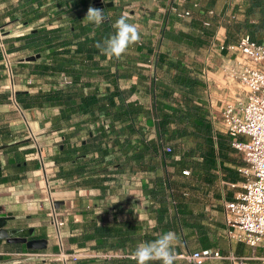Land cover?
<instances>
[{
  "label": "crops",
  "instance_id": "1",
  "mask_svg": "<svg viewBox=\"0 0 264 264\" xmlns=\"http://www.w3.org/2000/svg\"><path fill=\"white\" fill-rule=\"evenodd\" d=\"M105 1L107 17L96 27L83 21L89 7L98 8L96 0H0V25L7 29L6 48L15 61L16 73L12 81L0 47V205L14 215L8 220L7 228L25 230L34 227V236L28 238L48 239L46 248L31 249L25 242H8L0 238V264H64L57 257L41 258L38 255L61 251L60 238L48 218V181L52 196L62 202L58 211L63 221L61 232L65 250L87 249L94 255L72 264H128V258L133 259L136 247L146 242V236L153 241L162 234L160 205L149 193L150 188L156 186L154 171L117 165L115 162L123 159L124 154L117 152L114 146L109 147L110 153L105 159L101 158L92 148L94 139L87 141L84 131L65 142L68 149L78 151L82 141L88 142L90 149L83 155L74 153L69 160L64 158L65 152H60L63 140L57 144L51 138L54 131L61 135L73 131L87 115L76 112L65 119L64 100L48 99V95L62 91L79 103L76 92L87 95L95 88L103 94L114 90L111 77L116 71L115 66L143 64L144 55L137 44L130 46L120 59H109L94 51L75 52V46L85 36L96 37L109 18L127 14L128 22L137 25L141 40H150L144 32L146 24L153 28L166 25L177 34L185 32L188 36L201 37L205 42L201 46L188 45L180 37L179 42L172 43L180 50L174 54V59L186 60L194 73L200 76L205 66L210 67V73L216 79L212 87L214 108L210 107L211 98L204 92L210 114L211 110L220 112L230 99L225 67L232 60L227 50L218 49L219 44L222 41L238 43L245 34L264 43V0ZM173 6L178 11L190 10L191 18L177 16L171 11ZM83 28L88 31L80 36ZM20 32L24 34L18 35ZM151 40L155 45L152 37ZM163 42L164 38L159 43L161 47ZM64 47L72 48L70 58L85 62L83 70L81 63L77 65L79 79L73 83L63 67L56 64L66 56ZM38 53L41 54L39 58L28 60L29 56ZM141 75L139 68H133L127 79H119L120 88L127 101L144 102L142 96H146L145 104L149 107L151 95L146 91L150 90V75L145 73V81ZM17 92H23L19 95L20 101L16 100L19 106L14 101ZM195 98L199 104L203 101L200 96ZM58 126L60 129L57 130ZM30 128L40 134L39 139L44 144L42 150L47 158L48 175L40 166ZM182 140L186 145L179 159L171 155L173 160H168L173 191L179 201L173 206V196L169 194V213L165 216V221L172 224L168 231L177 237L174 252L211 248L219 250L222 257L210 258L204 264H262L263 247L233 240L227 233L225 202L234 200L243 190L244 179L236 170L239 163L217 156L214 167L203 164L189 167L188 138ZM184 169H190L191 173L183 174ZM102 254L116 255L105 257Z\"/></svg>",
  "mask_w": 264,
  "mask_h": 264
},
{
  "label": "trees",
  "instance_id": "2",
  "mask_svg": "<svg viewBox=\"0 0 264 264\" xmlns=\"http://www.w3.org/2000/svg\"><path fill=\"white\" fill-rule=\"evenodd\" d=\"M107 4L105 3V6ZM104 15L107 13L104 10ZM120 16L109 18L104 23L103 29L96 37L85 36L84 40L75 46V52L84 54L87 52L99 53L96 48L97 42L103 41L106 37L114 33L112 25ZM88 31L87 28L81 30L83 36ZM85 33V34H84ZM179 37L184 39L188 45L201 46L205 42L201 37L188 36L185 32L180 33ZM139 51L144 55V60H150L153 63L154 71L159 68L165 69L169 76L161 82L155 81L154 76H149L150 90L147 93L151 95V105L146 107L145 102L127 101L124 92L120 88V78L127 79L131 75L133 68H139L141 79L146 80L147 76L143 68L135 64L134 66L126 67L122 65L115 66L116 71L111 77L114 90H108L105 94L101 93L98 88L92 90L87 95L76 92L75 95L80 98V102L73 101L71 97H66L64 92L59 91L54 95H48L47 98L64 100L66 109L64 118L68 119L73 113L81 112L87 115V118L76 124L75 129L70 132L63 133V147L60 152H65L64 158L72 159L74 153L85 154L90 147L87 143H83L81 150L67 148L65 139L72 135H79L84 131L89 139H94L92 148L99 152L101 158L105 159L110 153L108 143L112 142L117 152L124 154L123 159H117V165H128L144 172H155V185L150 188L149 193L158 200L159 219L162 234L168 232L171 222L165 221V216L169 213L168 203L169 194L172 199L178 203V199L173 191L171 172H163L162 168L165 165V158L157 144V139H162L165 142H175L177 145L183 142V138L187 137L190 142L188 156H192L198 152L201 156L200 160L188 162V166L203 164L208 167H214L216 157L220 156L225 160H233L231 158V139L230 135L218 132L217 144L218 153L213 137V126L211 122V114L206 101L200 104L196 102L195 95L199 90L206 87V82L193 71V67L181 58H172L165 53L156 52L152 40L142 39L137 43ZM72 48L64 47L66 56H62L56 64L58 67H63L65 75L71 76L70 83L77 81L78 70L77 65L82 64V70L86 67L83 61H75L70 58L69 54ZM143 61V60H142ZM144 64V63H143ZM142 65V64H141ZM23 92L16 93V100H19V95ZM201 101V100H200ZM23 102V101H22ZM25 103V102H24ZM105 116L104 118L102 116ZM157 117V139L151 135L150 131H146V125H153V117ZM105 119L109 120V125L106 126ZM90 123L94 124L90 127ZM96 128L97 134L94 129ZM60 129L59 126L56 128ZM185 142V141H184ZM176 151V149H175ZM182 151V150H181ZM180 151V153H181ZM118 154H115L117 156ZM169 160V157H168ZM173 160V158H171ZM87 239V237H86ZM151 237L146 236L145 241H150ZM187 240V237H185ZM115 247V246H114ZM177 255L181 252L175 253ZM128 264H137L134 259L128 258ZM149 264H153L150 261ZM154 264H161L160 261H155ZM174 264H194L189 260L175 257Z\"/></svg>",
  "mask_w": 264,
  "mask_h": 264
},
{
  "label": "built area",
  "instance_id": "3",
  "mask_svg": "<svg viewBox=\"0 0 264 264\" xmlns=\"http://www.w3.org/2000/svg\"><path fill=\"white\" fill-rule=\"evenodd\" d=\"M105 0H96L97 6L104 7ZM199 6V4H195ZM177 16L181 18H191L192 13L186 9L178 11L174 6L171 8ZM7 29L0 25V47L3 51V61L8 76L13 81L15 73V61L12 54L6 48L5 34ZM24 33H19L22 35ZM218 49L220 51L227 50L231 58V64L225 67L227 70L226 76L228 83L238 81L245 91L243 98L232 93L230 89V99L226 101L220 112L211 110V122L213 126V137L218 153V129L227 132L231 136V146L243 156V163L236 166L237 172L244 179L243 190L238 192L234 200L225 202V219L228 226L227 233L233 240L247 243L252 247L264 248V43H259L252 40L249 34L242 36L238 43L227 44L222 41ZM200 77L207 83L206 91L210 99V107L214 108L212 91L216 84V79L210 73V70L204 68L201 71ZM154 80L158 78L154 74ZM70 81V80H69ZM15 95V91L13 93ZM233 94V95H232ZM15 103L19 106L14 98ZM105 117L104 115L102 116ZM154 124L146 125V131H150L152 136L157 139V117H153ZM105 124L108 126L109 120L105 119ZM94 132L97 133L94 127ZM38 132L30 128V138L35 142V147L38 143ZM40 135V134H39ZM51 138L54 143H59L63 140V136L59 131H54ZM158 147L161 154L165 158V170L169 172L168 157L175 153V147L171 142H165L162 139H157ZM112 142L108 143V147H112ZM43 148L39 146L36 151L41 168L45 174H49L46 166V156L43 154ZM196 159H201L197 152L194 156ZM179 159V155L175 156ZM190 169H184L183 174L189 175ZM50 192V208L48 218L55 226L57 234L60 238L61 251L59 254L39 253L41 258L57 257L64 264H72L87 257L94 256L87 249L73 250L71 252L65 250L63 244V235L61 226L63 221L60 217L56 201L52 196V187L48 181ZM173 206H176L175 199H171ZM105 257H112L116 254H102ZM179 256L187 258L194 264H204L210 258L222 257L219 250L207 248L204 250H195L192 252H184ZM264 264V257L262 258Z\"/></svg>",
  "mask_w": 264,
  "mask_h": 264
},
{
  "label": "clouds",
  "instance_id": "4",
  "mask_svg": "<svg viewBox=\"0 0 264 264\" xmlns=\"http://www.w3.org/2000/svg\"><path fill=\"white\" fill-rule=\"evenodd\" d=\"M106 19L104 12L95 7H89L83 21L99 27ZM114 33L97 42L95 45L101 55L120 59L130 46L139 43L141 34L136 24L128 22L127 14H123L112 25ZM176 234L172 231L165 232L153 241L140 243L132 258L137 264H149L150 261H160L161 264H174V245Z\"/></svg>",
  "mask_w": 264,
  "mask_h": 264
},
{
  "label": "rangeland",
  "instance_id": "5",
  "mask_svg": "<svg viewBox=\"0 0 264 264\" xmlns=\"http://www.w3.org/2000/svg\"><path fill=\"white\" fill-rule=\"evenodd\" d=\"M147 13H149V10L147 11ZM146 17H149V14H146ZM182 23L183 22H181V24ZM144 32H145L146 36L150 37V39H151V37L153 38V40L155 42L154 48H155L156 52H161V53L163 52V53H165L166 55H168L169 57H172V58L175 57L174 54H177L178 52H180L179 47L177 45L174 46V43H172V41L179 42V39H180L179 38V34H177L174 31H172L170 27H168V26L166 27V25H165V26H162L161 28L160 27L159 28H153V26L151 24L150 25L146 24ZM163 38H164V42L162 43L163 46L161 47L159 45V43L161 42V40H163ZM197 61L201 62V60H199V59ZM141 62H143L144 64L139 65V66L143 68V71L146 74H148L150 76L151 75L154 76V74H155L157 76V78H158V80H157L158 82H161V80L163 78L165 80L166 77L168 78L167 81H169V76H168V74H166L165 69L159 68L158 71L156 72V71H154L152 61L143 60ZM205 68L210 69V67H208V66L207 67L205 66ZM212 76H214V75H212ZM228 84H229L228 95H230V93H231L230 89H232V93L233 94H237V95H239V96H241L243 98L245 91L243 89V86L237 80L232 82V83H228ZM206 86H207V83H206ZM204 92L207 95L206 87L201 89V90H199V92H197L195 95L200 96L201 97L200 100L206 101ZM131 94L132 93H130L129 96H131ZM147 97L149 98V96H147ZM142 100L145 102L146 96L143 95L142 96ZM218 132L219 133H225V134L229 135L227 132L221 131L220 129H218ZM38 136H40V135L38 134ZM230 139H231V137H230ZM171 143L173 144V146L176 149V152L173 154V156L175 158V156L180 155V151L183 149V147H185L186 143L184 141L179 143V145H177L175 142H171ZM191 144H190V142H188V150H189V147H190ZM39 146L44 148V144H41V140L40 139H38L36 151H37V148H39ZM230 151H231V155H230L231 158H233L236 162H238L239 164H242L244 162L243 161V156L240 153H238L232 146H231V150ZM194 156L195 155H193V157L192 156L188 157V161L196 160V158ZM171 158L172 157L170 156L169 160H171ZM165 172H166V170H165ZM175 257H179V258H183V259L188 260L187 258L181 257V256H179L177 254H175ZM87 258H90V257H87Z\"/></svg>",
  "mask_w": 264,
  "mask_h": 264
},
{
  "label": "water",
  "instance_id": "6",
  "mask_svg": "<svg viewBox=\"0 0 264 264\" xmlns=\"http://www.w3.org/2000/svg\"><path fill=\"white\" fill-rule=\"evenodd\" d=\"M112 5V2H109ZM99 9L103 11L102 6H98ZM104 12V11H103ZM41 56L40 53L36 55H31L28 60H35ZM56 206L59 207L62 202L56 201ZM14 215L11 211H6L4 206L0 205V238L6 239L8 242H25L27 246L31 249H44L48 245L47 238H28L29 236H34L35 228L29 227L25 230H12L6 227L8 220L13 219ZM16 231L15 234L11 232Z\"/></svg>",
  "mask_w": 264,
  "mask_h": 264
},
{
  "label": "bare ground",
  "instance_id": "7",
  "mask_svg": "<svg viewBox=\"0 0 264 264\" xmlns=\"http://www.w3.org/2000/svg\"><path fill=\"white\" fill-rule=\"evenodd\" d=\"M48 175V174H47ZM12 234H15L16 233V231H13V232H11Z\"/></svg>",
  "mask_w": 264,
  "mask_h": 264
}]
</instances>
